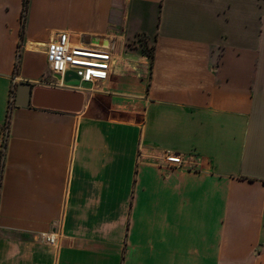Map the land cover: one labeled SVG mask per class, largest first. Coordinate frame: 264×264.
Wrapping results in <instances>:
<instances>
[{"label":"crops","instance_id":"crops-1","mask_svg":"<svg viewBox=\"0 0 264 264\" xmlns=\"http://www.w3.org/2000/svg\"><path fill=\"white\" fill-rule=\"evenodd\" d=\"M22 10L0 0V264H264V0ZM63 32L111 47L110 95L84 83L79 113L11 105L14 84L47 87Z\"/></svg>","mask_w":264,"mask_h":264},{"label":"built area","instance_id":"built-area-1","mask_svg":"<svg viewBox=\"0 0 264 264\" xmlns=\"http://www.w3.org/2000/svg\"><path fill=\"white\" fill-rule=\"evenodd\" d=\"M45 57L50 81H45L48 87L81 91L80 86L71 85L63 81L67 73H73L81 83L97 87L99 83L109 79L113 64V54L109 46L73 45L68 33H57L55 39L49 40L45 45ZM59 76V79L55 78ZM71 81V80H70ZM162 164L166 168L181 167L183 158L178 153H165ZM39 239L49 245H58L56 233H40Z\"/></svg>","mask_w":264,"mask_h":264},{"label":"water","instance_id":"water-1","mask_svg":"<svg viewBox=\"0 0 264 264\" xmlns=\"http://www.w3.org/2000/svg\"><path fill=\"white\" fill-rule=\"evenodd\" d=\"M59 79V76H55ZM78 81L73 73L63 77L64 82ZM83 92L37 86L32 88L26 82L19 83L16 88L14 105L19 108L34 107L67 113H79L82 108Z\"/></svg>","mask_w":264,"mask_h":264},{"label":"rangeland","instance_id":"rangeland-1","mask_svg":"<svg viewBox=\"0 0 264 264\" xmlns=\"http://www.w3.org/2000/svg\"><path fill=\"white\" fill-rule=\"evenodd\" d=\"M138 39H141V38H137V40ZM136 40V41H137ZM133 42V41H132ZM134 43V42H133ZM128 46H136V44H132L131 42L130 43H128L127 44ZM148 46V45H147ZM148 49L149 50H147V53H149L150 52V46L148 47ZM142 50H143V48H142ZM18 51H19V49H18ZM144 51V50H143ZM145 52H146V50H145ZM21 56V55H20ZM21 58V57H20ZM14 74H16V71H15V73ZM14 81L16 80V78H15V75H14ZM109 81H107V82H104V83H101L100 85H98L97 87H94V88H92V90H93V94H94V96H95V98H100V99H104L103 98V96H108V95H110V93H108V88H107V86H108V83ZM19 83H22V82H19ZM18 83V84H19ZM26 83H28V82H26ZM18 84H14L13 85V87H12V103H11V105H14V97H15V92H16V88H17V85ZM28 84H30L31 85V87L32 88H34V87H37V86H41V83H28ZM69 84H71V85H75V86H80V87H82L83 89H85L86 88V85L84 84V83H81V82H79V81H75V80H71V81H69ZM48 87V86H47ZM49 88H54V87H49ZM83 92V97L84 96H88L87 94H85V92L84 91H82Z\"/></svg>","mask_w":264,"mask_h":264},{"label":"trees","instance_id":"trees-1","mask_svg":"<svg viewBox=\"0 0 264 264\" xmlns=\"http://www.w3.org/2000/svg\"><path fill=\"white\" fill-rule=\"evenodd\" d=\"M27 2H28V0H23L22 16H23V15L25 14V12H26ZM151 49H152V48H150V52L147 53V50H149V49H148V46L145 45L144 48H143V50H144L143 52H145V50H146L147 55H148L149 57H151V56H152V55H151ZM8 114H9V112H8ZM8 114H7L6 125L8 124ZM1 155H2V152H1ZM1 169H2V163H1V161H0V173H1Z\"/></svg>","mask_w":264,"mask_h":264}]
</instances>
